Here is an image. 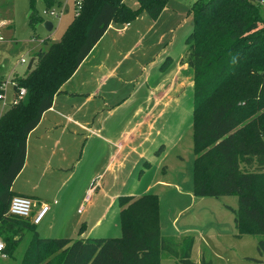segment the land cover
<instances>
[{
  "label": "trees",
  "instance_id": "16d2710c",
  "mask_svg": "<svg viewBox=\"0 0 264 264\" xmlns=\"http://www.w3.org/2000/svg\"><path fill=\"white\" fill-rule=\"evenodd\" d=\"M43 1L45 11L54 2L59 5V0ZM165 1L136 0L132 7L125 0H80L79 6L72 5V17L60 36L34 50L29 68L12 76L14 91L23 87L24 95L0 115V239L5 257H13L29 231L20 264H158L162 253L176 254L173 239L160 233L158 200L151 193L117 198L118 237L39 236L29 220L6 213L26 136L53 94L109 21L128 22L140 11L154 18ZM191 14L183 61L192 80V193L236 196L237 208H230L234 235H264V0H195ZM38 19L30 5L26 23ZM191 246L187 240L180 264H194L188 259ZM257 250L264 254L261 239Z\"/></svg>",
  "mask_w": 264,
  "mask_h": 264
},
{
  "label": "rangeland",
  "instance_id": "374dc122",
  "mask_svg": "<svg viewBox=\"0 0 264 264\" xmlns=\"http://www.w3.org/2000/svg\"><path fill=\"white\" fill-rule=\"evenodd\" d=\"M131 1L125 0L126 3ZM194 1L166 0L151 28L142 32V37L138 34L132 38L131 46L126 44L119 54H110L105 59V65L115 67L114 76L108 77L101 88L108 103L119 101L131 90L132 103H142L145 108L149 106L143 100L142 89L137 90L142 78L148 77L147 82L167 89L158 105H152L158 115L148 139L138 149L148 157L141 164L139 161L130 176L122 175L112 188L123 193H136L149 186L148 193L157 196L159 230L162 236L173 239L176 253H162L158 264H180V255L187 240L192 241L188 259L194 264H264V254L257 250V241H264V235H234L230 208H237L236 196L198 197L192 193V86L185 82H190L191 71H187V65V69L179 70L177 64L186 50L184 38L192 26ZM58 3V6L55 2L49 6L55 11L53 14L45 11L43 0H0V18L6 19L0 21V85L4 83L5 100L3 104L0 101V115L9 108L16 94L14 91L11 95L14 73H23L33 51L57 39L70 21L73 13L71 1ZM30 5L39 17L32 25L26 23ZM45 20L51 22L50 29L43 26ZM131 47L133 49L123 56ZM168 55L172 60L167 58ZM21 56L24 61H19ZM181 78L183 82L178 83ZM88 79L82 86L90 87ZM91 101L99 102V97H93ZM132 103H121L114 108L111 118L121 119ZM131 162L132 159L128 163L130 166ZM106 183L107 188L110 187ZM26 184L31 186V182L23 184L19 178L14 187L23 190ZM106 234L118 237L120 231L115 228ZM26 243L23 236L13 257L0 258V264H20L24 249L21 250Z\"/></svg>",
  "mask_w": 264,
  "mask_h": 264
},
{
  "label": "crops",
  "instance_id": "0c3cea01",
  "mask_svg": "<svg viewBox=\"0 0 264 264\" xmlns=\"http://www.w3.org/2000/svg\"><path fill=\"white\" fill-rule=\"evenodd\" d=\"M127 4L135 7L137 2ZM156 17L140 11L128 22L109 21L27 134L23 164L10 189L14 194L30 198L35 204L33 211L39 203L48 205L41 220L33 225L37 235L72 239L108 237L106 233L119 229L117 198L149 192V186L136 193H123L112 187L122 175L130 176L139 161L141 164L148 157L138 149L148 139L158 115L152 105H158L167 89L147 82L148 77L142 78L137 90L142 89L143 100L146 105L148 102L145 108L142 103H132L131 90L119 101L108 103L101 88L115 73V67L105 65L108 55L119 54L126 44L131 46L132 38L138 34L142 37ZM132 49L125 50L123 56ZM167 58L171 59L169 55ZM180 58L177 69H187L183 55ZM87 79L89 88L82 86ZM179 82H183L182 78ZM11 88L12 95V84ZM81 96L83 100H78ZM93 97H99V102L91 101ZM121 103L132 104L121 119H112L114 108ZM19 178L23 184L31 182V186L26 184L23 190L15 188L14 182ZM106 182L110 187L107 188ZM31 235L30 231L24 234L25 243Z\"/></svg>",
  "mask_w": 264,
  "mask_h": 264
},
{
  "label": "built area",
  "instance_id": "2783aa9c",
  "mask_svg": "<svg viewBox=\"0 0 264 264\" xmlns=\"http://www.w3.org/2000/svg\"><path fill=\"white\" fill-rule=\"evenodd\" d=\"M59 1H62V0H59ZM70 1H71V5L73 6H79L80 4V0H70ZM48 12L55 14V11L53 10V8L48 9ZM1 38L2 37L0 36V39ZM19 61H24L22 56L19 58ZM0 88H1L0 101H2V104H3L5 101L3 99L4 83H3V86L2 84L0 85ZM15 93L16 94L14 95L12 99L13 103L18 101L24 95V88L19 87L18 90L15 91ZM34 206L35 204L30 198L15 194V195H12L9 199L6 213L12 216L22 218V219H27L29 220L31 224H36L41 220V218L47 211L48 205L46 203H39L37 207L35 208V210L33 211ZM3 250H4V243L0 239V258L5 257Z\"/></svg>",
  "mask_w": 264,
  "mask_h": 264
},
{
  "label": "water",
  "instance_id": "95a60500",
  "mask_svg": "<svg viewBox=\"0 0 264 264\" xmlns=\"http://www.w3.org/2000/svg\"><path fill=\"white\" fill-rule=\"evenodd\" d=\"M43 26L46 28V29H50L51 28V22L48 21V20H45L43 22ZM32 60H33V57H30L27 64H26V68H29V66L31 65L32 63ZM13 89H14V86H13Z\"/></svg>",
  "mask_w": 264,
  "mask_h": 264
},
{
  "label": "clouds",
  "instance_id": "9594fccd",
  "mask_svg": "<svg viewBox=\"0 0 264 264\" xmlns=\"http://www.w3.org/2000/svg\"><path fill=\"white\" fill-rule=\"evenodd\" d=\"M235 61H236V58L234 57L232 62L235 63Z\"/></svg>",
  "mask_w": 264,
  "mask_h": 264
}]
</instances>
